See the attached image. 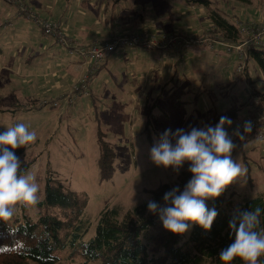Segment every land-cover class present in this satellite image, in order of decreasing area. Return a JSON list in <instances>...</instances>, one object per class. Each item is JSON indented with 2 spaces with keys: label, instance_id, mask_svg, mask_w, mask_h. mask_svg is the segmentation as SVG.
Here are the masks:
<instances>
[{
  "label": "rangeland",
  "instance_id": "374dc122",
  "mask_svg": "<svg viewBox=\"0 0 264 264\" xmlns=\"http://www.w3.org/2000/svg\"><path fill=\"white\" fill-rule=\"evenodd\" d=\"M25 1H29L33 11L46 15L42 0ZM46 1L53 4V0ZM158 1V6L157 0L152 1L155 8L148 13L149 33L166 28V32L176 31L186 37L204 36L210 20L203 6L184 0ZM215 1L221 10L228 12L227 17L235 21V15L224 7L226 0ZM145 2L147 0H60V5H70L71 12L67 13L70 15L64 16L65 12L61 16L63 9L58 11L60 7L51 11L53 15L59 14L64 23L84 19L88 28L111 23L113 28L130 29L120 15L131 8L141 12ZM161 2L165 12H157L156 8L163 6ZM19 3L0 0V129L7 130V127L23 123L29 131L36 133L37 140L26 146L20 159L22 163L32 161L24 174L35 173L39 199L47 168L66 186L88 196L83 213V220L89 225L85 240L95 232L99 213L105 206L118 205L125 211L152 199L146 189L155 188L162 182L179 184L182 168L177 174L171 167L157 166L150 156V149L168 129L173 133L177 129L189 132L191 128L214 127L222 116L230 118L232 125L225 127L237 145L232 158L247 168V176L228 186V195L234 191L233 201L224 204L223 208L236 209L245 199L264 191V70L254 59L247 62L251 83L242 71L237 70L239 66L243 68L245 62H241L239 53L227 52L225 43L210 38L203 40L208 44L195 43L187 52L175 48L162 52L131 47L134 50L131 55L119 57L122 63L113 64L118 72L116 80L103 70L87 83L88 90L97 93L96 100L90 94L77 95L73 91L76 82L70 78L71 66L66 91L45 93L42 92L43 70L52 72L54 61H70L80 55L70 53L52 35H45L42 26L33 18L19 13ZM257 9L264 16V0L255 6L247 4L237 8L235 12L242 23L256 22ZM152 20L160 21V25ZM67 31L75 37L69 29ZM46 37H50V47L56 54L50 63L42 61V41ZM215 51L223 52L216 57ZM60 75L61 72H52V81ZM253 90L262 95L253 96ZM84 95L89 96L83 98ZM32 97L38 99V105L33 108L28 102ZM44 99L56 100L57 104L41 105ZM246 121L251 122L252 131L241 141L234 131L243 132ZM99 128L106 132V139L116 152L115 170L108 179H101L98 165ZM170 139L174 145L178 137L170 136ZM210 202L211 198L206 200L209 209L212 208ZM25 210L33 217L40 211L38 205H18L14 213L21 216ZM192 226L184 233L183 240L189 236ZM166 233L160 219L145 231L143 239L150 254L164 252ZM68 252L63 251L62 259L56 264H85L78 256L69 258Z\"/></svg>",
  "mask_w": 264,
  "mask_h": 264
},
{
  "label": "trees",
  "instance_id": "16d2710c",
  "mask_svg": "<svg viewBox=\"0 0 264 264\" xmlns=\"http://www.w3.org/2000/svg\"><path fill=\"white\" fill-rule=\"evenodd\" d=\"M184 1L188 4L203 6L206 9L211 25L209 26L211 41L235 44L244 40V34L240 29L242 20L235 11L237 8L240 9L245 6L248 0H226L224 2V7L226 6L232 15H235V21H231L227 17L228 12L221 10L216 5L218 3L215 0ZM144 8L145 6H143L141 12L136 14L137 16L141 15L140 18L144 14L143 11H146ZM253 23L247 21L244 24L253 25ZM42 31L47 35L43 29ZM65 32L81 46L88 47L92 45L81 44L67 30ZM134 33L139 34L126 31L117 35ZM170 33L186 37L176 31L145 32L148 36ZM52 36L58 41L55 35ZM205 38L207 37L203 36L201 39L205 40ZM199 43L202 42L196 44ZM249 44L246 47V56L241 59V62L245 61L243 68L241 70L237 68V70L242 71L247 81L252 83L247 70V62L252 58L264 70V34L260 41H253ZM192 46L184 48L178 45L150 49L144 47L141 43H136L116 50L127 47H143L149 50H161L162 52L173 48L186 50L185 52H187ZM114 51L107 52L104 60L100 61L86 78H83V76L88 71L89 65L86 59L80 55L79 57L85 69L77 79L73 91L81 95L90 94L91 90H88L87 83L102 69L108 54ZM258 94L262 95L260 91H252L253 96ZM37 100L33 97L28 99V102L32 103V108L38 105ZM47 103L56 105L57 101L51 100L50 102L48 99H44L41 105ZM5 131L7 130L0 129V133ZM97 135L99 145L98 165L101 179H108L115 170L116 152L113 144L106 139V132L99 128ZM14 151L17 156L21 157L24 155L26 148L20 147ZM31 162L22 163L23 172L26 171ZM188 166L186 162L180 172L177 186L181 191L192 176V173L188 171ZM177 186L162 182L155 188L145 189L152 194L151 200L164 205V194ZM233 196L234 191H230L228 195L227 186L219 197L211 198L210 204L218 212L211 230L206 231L199 225H193L189 236L184 240V233L175 234L167 230L163 243L164 252L155 255L149 253L147 242L143 239L145 231L159 220L158 215L148 211L147 204L149 200L137 203L125 211H122L118 205L105 206L99 213L95 232L88 240H85L84 235L89 231V225L88 222L83 220V213L88 204V196L66 186L60 177L55 175L50 168H47L42 197L37 204L40 209L38 216L33 217L25 210L21 216L14 213L8 219L0 218V264H56L62 259L61 253L65 250H69L67 254L69 258L72 259L78 256L85 264H224L219 259V252L234 240V235L230 234V220L242 211L260 209V228H264V191L260 195L245 199L236 209H224L223 205L232 202ZM259 259L264 264V256ZM231 264H244V261L236 257Z\"/></svg>",
  "mask_w": 264,
  "mask_h": 264
},
{
  "label": "clouds",
  "instance_id": "9594fccd",
  "mask_svg": "<svg viewBox=\"0 0 264 264\" xmlns=\"http://www.w3.org/2000/svg\"><path fill=\"white\" fill-rule=\"evenodd\" d=\"M232 120L222 116L214 127L191 128L189 132L177 129L165 130L150 149L152 161L157 166L171 167L177 174L188 163L192 173L190 180L181 191L179 186L166 192L164 205L153 200L147 204L148 211L158 215L163 227L172 233L183 234L192 225H199L209 231L218 212L209 209L206 200L219 197L227 186L245 179L247 168L232 158L237 147L226 130ZM252 131L250 121H246L243 132L234 134L245 140V134ZM170 136L176 139L173 145ZM37 140L34 131H29L23 123L7 127L0 133V218L13 216L18 205L35 206L39 203V184L35 173L24 174L22 161L15 149L25 147ZM10 146V147H9ZM261 210L242 211L229 221V229L234 240L219 252L224 264H231L239 257L244 264H262L264 256V228L261 225Z\"/></svg>",
  "mask_w": 264,
  "mask_h": 264
},
{
  "label": "crops",
  "instance_id": "0c3cea01",
  "mask_svg": "<svg viewBox=\"0 0 264 264\" xmlns=\"http://www.w3.org/2000/svg\"><path fill=\"white\" fill-rule=\"evenodd\" d=\"M25 4H27L30 7V3L29 1H25L22 0ZM59 1L53 0V4H49L46 0H42V10H46V15H44V17L50 18L52 20L55 21H59L62 23V25L65 27V30L69 29V31L71 32V34H73L75 37V39L84 45H90V44H94L95 42H97L98 40H102V39H108L110 36H112L113 34H121L123 32L126 31H132V32H136L139 34L142 33H148L149 30V25L148 23L151 22L150 19L148 18V13L149 10H153V5L152 1L154 0H147V2H145V12L143 11V16L140 18L141 15L137 16V9L135 8H131L130 10H127L126 12L122 13V15H120V17L124 18L127 23V25L130 26V29L127 28H123V29H119L117 28H113V25L110 23H107V26L105 25H101L100 26H91V27H87L84 22V19H80L79 21L77 20L75 23H64L62 21V19L60 18L62 15L65 14L64 16H69L70 14H67L70 9V5H67V7L65 5L62 6V4H59ZM139 2V0H138ZM260 0H248L246 3L250 4V5H257L259 4ZM36 4V3H35ZM160 4V2L157 0V6ZM245 4V5H247ZM55 5V6H54ZM162 2H161V6H162ZM62 6V7H61ZM56 7H60V9L58 11H61V8L63 9L61 16H59V14L53 15L51 10H55ZM66 7V9H65ZM137 7V6H134ZM165 5H163L161 7V9H159V7H157V12H161L164 10ZM44 8V9H43ZM132 9H134L132 11ZM166 10H164L165 12ZM260 9L256 10V13L258 14L257 20L256 22L260 23L262 20L264 21V16H262V14L260 13ZM83 15L86 14V12L81 11ZM73 14V13H72ZM43 16V14H42ZM137 16V17H136ZM64 21H67V18L64 17ZM106 21V20H105ZM152 22H155V24L160 25V21H154L152 20ZM96 23L99 24V20L96 19ZM66 24V25H65ZM211 26V25H210ZM166 30V28L164 29ZM163 30V31H164ZM168 30H172V29H168ZM68 32V31H67ZM166 32V31H164ZM168 32V31H167ZM69 33V32H68ZM204 36L209 38L211 36V33H209V27L207 28L206 31H204ZM212 38V37H211ZM50 39V37H49ZM47 37L45 38L44 41H42V61H44L45 63H50L49 60L52 58V56H56V54L54 53V51L51 49L50 45V41ZM53 39V38H51ZM54 40V39H53ZM56 41V40H54ZM206 43L208 44V42L204 41L202 43L196 44V45H206ZM219 43V42H218ZM212 47V45H211ZM189 50V49H188ZM131 51L133 52V48L127 47L124 48L122 50H115L112 53H109L108 56L105 59V64L102 67V69L95 74L93 77L99 75V73L103 70H107L106 74H110L112 76V78L114 80L117 79V70L115 69V66H113L114 62L116 63H122V60L119 59V57H128V55H131ZM223 51H215V56L218 57L221 55ZM116 53V54H115ZM33 54H37V53H33ZM73 57V56H72ZM123 63H128V62H123ZM114 64V65H115ZM125 64L123 65V67H125ZM54 66L56 67V69H53ZM72 67L71 71H72V75L70 76L72 82H76L77 79L81 76L82 72L84 71L85 67L83 66L82 60L79 56H74V58H72L70 61H64V60H56L53 62L51 69L52 72L58 71L61 72L60 78L55 79L52 81V72L47 71L46 69L43 70L42 72V92H60V93H64L66 91V86H67V80L70 81L69 79H67V77L69 76L70 71L68 70L69 67ZM113 66V67H112ZM47 69L50 68L49 65L46 66ZM126 68V67H125ZM141 90L143 88H140ZM100 93V91H99ZM102 94V93H101ZM77 95H81V94H77ZM90 95L92 96L91 98L93 100H96L95 96L97 95V93H94L91 90ZM89 95H84V97H88ZM80 97V96H79ZM76 99L78 100V97H76Z\"/></svg>",
  "mask_w": 264,
  "mask_h": 264
},
{
  "label": "built area",
  "instance_id": "2783aa9c",
  "mask_svg": "<svg viewBox=\"0 0 264 264\" xmlns=\"http://www.w3.org/2000/svg\"><path fill=\"white\" fill-rule=\"evenodd\" d=\"M20 2V12L26 14L28 17L33 18L39 25L42 26V29L47 35H55L58 38V41L66 46L71 53H77L83 56L86 59V62L89 65L88 71L84 74L83 78L89 76V73L92 72L97 64L104 60L105 54L110 51H114L118 48L124 47L126 45H134L136 43H141L146 48H159V47H175L181 45L182 47H188L198 42H203L201 38L193 37H182L174 34L167 35H150L143 33L142 34H122L117 35L113 34L108 39L98 40L91 46H81L65 32V27L61 22L52 20L50 18L40 15L39 12H35L25 4L22 0H11ZM240 29L244 34V40L240 43H227V51L232 52L236 51L239 53V58L243 59L246 56V47L249 46L253 41H260L262 35L264 34V21L260 23L254 22L253 25H247L240 23ZM242 67L239 66L238 70H241Z\"/></svg>",
  "mask_w": 264,
  "mask_h": 264
}]
</instances>
